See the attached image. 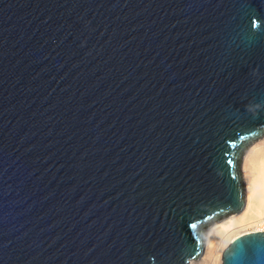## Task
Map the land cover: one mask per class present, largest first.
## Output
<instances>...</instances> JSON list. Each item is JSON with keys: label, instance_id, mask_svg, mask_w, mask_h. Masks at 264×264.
<instances>
[{"label": "water", "instance_id": "water-1", "mask_svg": "<svg viewBox=\"0 0 264 264\" xmlns=\"http://www.w3.org/2000/svg\"><path fill=\"white\" fill-rule=\"evenodd\" d=\"M263 134L264 0H0V264L197 259Z\"/></svg>", "mask_w": 264, "mask_h": 264}, {"label": "bare ground", "instance_id": "bare-ground-1", "mask_svg": "<svg viewBox=\"0 0 264 264\" xmlns=\"http://www.w3.org/2000/svg\"><path fill=\"white\" fill-rule=\"evenodd\" d=\"M241 170L245 189L242 209L219 220L207 232L202 253L186 264H223L232 240L249 231L264 230V137L247 148Z\"/></svg>", "mask_w": 264, "mask_h": 264}, {"label": "rangeland", "instance_id": "rangeland-1", "mask_svg": "<svg viewBox=\"0 0 264 264\" xmlns=\"http://www.w3.org/2000/svg\"><path fill=\"white\" fill-rule=\"evenodd\" d=\"M262 137H264V134L260 137V138H257L255 141H253L249 146H251L252 144H254L255 142H257L258 139H261ZM249 146L247 148H249ZM246 152V151H245ZM244 152V154H245ZM243 154V156H244ZM217 221H214L213 223H211L207 228H206V231H205V240H206V236H207V232L211 229V227L213 226V224L215 223L216 224ZM214 224V225H215ZM201 256V255H200Z\"/></svg>", "mask_w": 264, "mask_h": 264}]
</instances>
